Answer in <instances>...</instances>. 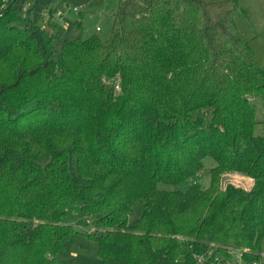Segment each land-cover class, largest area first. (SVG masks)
<instances>
[{
    "label": "trees",
    "instance_id": "obj_1",
    "mask_svg": "<svg viewBox=\"0 0 264 264\" xmlns=\"http://www.w3.org/2000/svg\"><path fill=\"white\" fill-rule=\"evenodd\" d=\"M20 1L0 0V264H66L76 230L62 204L97 219L102 264H239L231 252L264 264L251 105L264 103V67L235 25L239 0H119L109 39L65 42L55 61L60 29L22 19ZM208 159V188H161Z\"/></svg>",
    "mask_w": 264,
    "mask_h": 264
},
{
    "label": "rangeland",
    "instance_id": "obj_2",
    "mask_svg": "<svg viewBox=\"0 0 264 264\" xmlns=\"http://www.w3.org/2000/svg\"><path fill=\"white\" fill-rule=\"evenodd\" d=\"M20 4L17 6L18 9ZM27 4L29 9L21 12L22 19L31 20L50 35H57V30L60 29L51 45L52 59L55 61L58 51L65 42L80 37L83 40L91 37L109 39L112 32V16L117 11L119 0H26L24 5ZM239 6L246 12V17L236 18L235 25L249 43L256 61L264 67V0H239ZM50 25L52 27H49ZM251 105L257 121L255 134L264 137V103L260 99H252ZM215 166L214 161L208 159L205 161L204 171L196 180L161 188L181 193H187L195 183L208 188L211 183V170ZM223 179L224 186L231 184L249 190L253 185L251 180L239 175H227ZM60 210L65 215L66 223L76 232L68 239L65 251L59 259L66 264H102L97 254L96 243L88 238L95 230L97 219L86 217L78 208L65 204L61 205ZM143 213L144 204L141 203L135 207L130 222L134 223L141 219ZM115 264L122 263L116 261ZM239 264L247 263L240 261Z\"/></svg>",
    "mask_w": 264,
    "mask_h": 264
},
{
    "label": "built area",
    "instance_id": "obj_3",
    "mask_svg": "<svg viewBox=\"0 0 264 264\" xmlns=\"http://www.w3.org/2000/svg\"><path fill=\"white\" fill-rule=\"evenodd\" d=\"M28 9H29V5L27 4V5H25L24 6V9H23V11L24 12H26V11H28ZM98 31H100V29H98ZM116 90H119V82H118V84L116 85V88H115ZM231 254H234V256H235V258L238 260V261H241L242 260V256H241V254L240 253H237V252H231ZM263 256V258H264V255H262ZM194 260L196 261V263L197 264H207V260H206V258L204 257V256H194ZM232 264H237V263H235V262H231Z\"/></svg>",
    "mask_w": 264,
    "mask_h": 264
},
{
    "label": "water",
    "instance_id": "obj_4",
    "mask_svg": "<svg viewBox=\"0 0 264 264\" xmlns=\"http://www.w3.org/2000/svg\"><path fill=\"white\" fill-rule=\"evenodd\" d=\"M25 2H26V0H23L21 4L24 5Z\"/></svg>",
    "mask_w": 264,
    "mask_h": 264
}]
</instances>
